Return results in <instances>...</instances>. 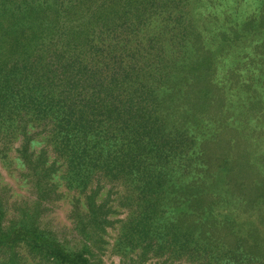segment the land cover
I'll list each match as a JSON object with an SVG mask.
<instances>
[{
    "label": "trees",
    "instance_id": "1",
    "mask_svg": "<svg viewBox=\"0 0 264 264\" xmlns=\"http://www.w3.org/2000/svg\"><path fill=\"white\" fill-rule=\"evenodd\" d=\"M248 5L0 0V162L22 191L0 183V264H92L118 223L141 263L264 264V135L234 116L264 115ZM63 199L71 233L48 221Z\"/></svg>",
    "mask_w": 264,
    "mask_h": 264
},
{
    "label": "rangeland",
    "instance_id": "2",
    "mask_svg": "<svg viewBox=\"0 0 264 264\" xmlns=\"http://www.w3.org/2000/svg\"><path fill=\"white\" fill-rule=\"evenodd\" d=\"M261 2H264V0H252L253 7H249L248 5V11L247 12H253L256 10V5H260ZM252 82L253 87L258 92V96L263 100L264 102V83L259 80L258 75L256 73L252 74ZM244 94V92L242 93ZM264 111V108L261 110ZM237 119L244 121L247 118H249V124L253 123L254 126L250 125V130L254 132L257 136L260 134L264 135V115H260L256 112H249V111H243L240 110L237 111V115H234ZM258 119V120H256ZM256 148V147H255ZM256 151V150H255ZM258 152V151H256ZM263 163L260 165L262 166ZM0 169L3 173V178H0V183L4 185V183L11 184L15 187V189H20L17 186V183L9 176L8 171L4 170L2 168L1 162H0ZM222 185V181L220 182ZM22 192V191H20ZM111 206H113V220H120V221H126L129 213L124 208L119 207L118 203V196L114 194V196L111 199L110 202ZM230 212H233V209L229 210ZM70 215V202L68 199H63L59 201L54 210L51 213H48V221L53 225V227L59 231H65L67 233H71L70 231L73 228L72 221L69 218ZM122 224L118 223L114 228H110L108 231V235L106 236L107 239V245L105 246V250L103 252H100L98 255H96L94 258H92V264H156L158 262L157 259H155V256L153 255V252H149L146 255V260L144 263H141V259L143 257V254H145V245L141 244L140 246H137L135 249L129 248L128 244H120L119 239V232H120V226Z\"/></svg>",
    "mask_w": 264,
    "mask_h": 264
}]
</instances>
